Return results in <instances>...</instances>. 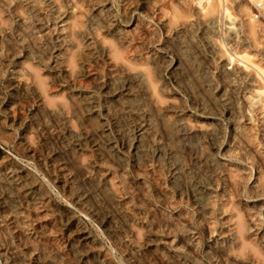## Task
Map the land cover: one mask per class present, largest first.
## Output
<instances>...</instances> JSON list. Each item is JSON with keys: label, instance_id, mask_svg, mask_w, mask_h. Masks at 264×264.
<instances>
[{"label": "rangeland", "instance_id": "rangeland-1", "mask_svg": "<svg viewBox=\"0 0 264 264\" xmlns=\"http://www.w3.org/2000/svg\"><path fill=\"white\" fill-rule=\"evenodd\" d=\"M0 264H264V0H0Z\"/></svg>", "mask_w": 264, "mask_h": 264}, {"label": "bare ground", "instance_id": "bare-ground-1", "mask_svg": "<svg viewBox=\"0 0 264 264\" xmlns=\"http://www.w3.org/2000/svg\"><path fill=\"white\" fill-rule=\"evenodd\" d=\"M260 4H262V3H260ZM226 11H227V13H230L229 11H228V9L226 8ZM61 21V20H60ZM241 56V55H240ZM247 57V56H246ZM245 59V58H244ZM260 90V89H259ZM259 93H261V92H259ZM263 94V93H262Z\"/></svg>", "mask_w": 264, "mask_h": 264}]
</instances>
